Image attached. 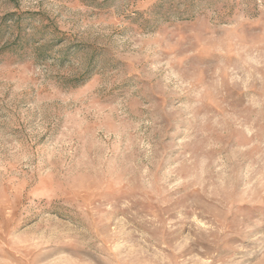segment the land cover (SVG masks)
I'll return each instance as SVG.
<instances>
[{
  "label": "rangeland",
  "instance_id": "374dc122",
  "mask_svg": "<svg viewBox=\"0 0 264 264\" xmlns=\"http://www.w3.org/2000/svg\"><path fill=\"white\" fill-rule=\"evenodd\" d=\"M0 264H264V0H0Z\"/></svg>",
  "mask_w": 264,
  "mask_h": 264
}]
</instances>
